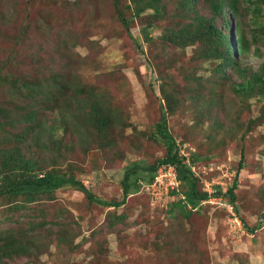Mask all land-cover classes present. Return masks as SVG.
Returning <instances> with one entry per match:
<instances>
[{
    "label": "rangeland",
    "instance_id": "374dc122",
    "mask_svg": "<svg viewBox=\"0 0 264 264\" xmlns=\"http://www.w3.org/2000/svg\"><path fill=\"white\" fill-rule=\"evenodd\" d=\"M120 1L121 6L130 4V0ZM243 9V13L247 12ZM171 10L166 5L163 18L152 19L153 27L147 31L151 40L147 42L142 28L151 20V11L132 20L131 12L125 10L130 20L127 35L112 0H0L1 74L43 80L54 70L65 71L62 55L66 53L73 74L104 93L110 107L117 110L119 119L107 145L81 143V139L66 134L61 137L58 129L55 138L63 139L62 147L58 155L54 154L56 158L47 153L49 161L61 164L62 171L68 169L75 177L81 174L85 187L102 201L121 200L119 181L129 163L148 165L163 155L161 144L148 135L159 118L160 102L166 106L162 94H171L172 88L177 90L173 99L179 105L174 104L171 113L168 111V127L178 144L185 143L186 157L185 150H193L195 140L202 136L194 132L193 123L201 99L207 96L208 69L213 63L204 60L199 42L177 48L161 39L165 28L173 26ZM200 12L209 16L207 10ZM216 25L223 29L221 20L216 19ZM250 26L247 19L241 25L248 38ZM223 32L234 45V32ZM257 46L249 41L247 54L237 57L241 66L251 70L259 67L264 48L254 52ZM229 75L228 69L226 76ZM196 76L204 77L198 80L203 86L201 92L198 90L202 95L193 89L196 82L191 78ZM214 90L217 97L208 96L206 100L211 105L223 103L230 113L238 112L240 124L258 115L256 101H249L247 111L243 104L237 107V98L228 86ZM8 94L0 86L2 103H12L7 109L19 106L18 113H23L30 105L28 98ZM194 94L196 100L192 101L189 98ZM218 111L224 113L222 109ZM45 114L44 123H51L53 114ZM222 114L217 113L218 120ZM14 126L15 132L19 124ZM242 132L243 127L237 134L227 133L224 127L219 129L215 139L206 143V160L192 169L203 190L211 191L213 186L225 190L235 178L234 207L239 223L225 209L224 198L220 202L217 198L205 201L198 212L182 220L177 214L179 207L173 216L168 214L176 196L168 194L160 202H151L140 186L118 209L88 203L82 193L63 188L54 193L53 201L9 213L15 220L9 227L26 235L25 252L5 264H264V123ZM5 206H0V218ZM39 208L45 210L43 216H39ZM121 215L125 216L122 222L109 224ZM55 217L64 222L58 233L52 224ZM242 222L256 229L249 232Z\"/></svg>",
    "mask_w": 264,
    "mask_h": 264
},
{
    "label": "trees",
    "instance_id": "16d2710c",
    "mask_svg": "<svg viewBox=\"0 0 264 264\" xmlns=\"http://www.w3.org/2000/svg\"><path fill=\"white\" fill-rule=\"evenodd\" d=\"M112 1L115 14L127 35H129V18L133 20L147 11L152 12L150 15L145 14V16L149 15L151 20H148L146 26L142 28L147 42L151 40L147 38V31L148 27H153L152 19L163 18L166 5H170L174 19L173 26L165 28L160 37L168 45L177 48L193 46L198 42L202 44L200 54L205 61L213 63L208 69L209 88L206 97L216 98L217 93L214 89L226 85L237 98V107L243 104L249 111L251 107L249 101H256L259 104L258 115L249 118L243 125L239 123L238 112L230 113L223 103L218 105L216 101L211 105V101L206 100V97L202 98V104L195 112L196 119L193 123L194 132H200L202 136L195 140L193 150L189 148L185 150L188 155L186 157L183 153L185 143L178 144L168 127V111L171 113L174 104L179 105V102H174L173 99L177 90L172 88L169 91L171 94H162L161 98L169 110L160 102L159 118L148 132L152 141L161 144L163 155L148 165L139 162L129 163L124 168L119 181L122 191L121 200L106 202L97 198L85 187L80 180L81 174L75 177L68 169L62 171L61 164L49 161L47 153L55 157L54 154L59 153L58 148L62 147L63 139L55 138V131L58 129L62 132L61 137L65 134L75 136L82 140L81 143L96 141V145L104 144L103 146L110 143V134L119 119L116 115L117 110L110 107V100L96 87L88 85L82 78L73 74L70 69L71 61L67 59L66 53L62 55L65 57L63 67L65 71L54 70L55 72L43 80L1 74L2 67H0V86L9 92L8 96L26 97L30 102L23 113H18L19 106H15V110H9L7 105L12 103L8 101L2 103V97L0 98V133L2 134L0 136V206L6 205L2 210L3 218H0V224H4V226L0 225V264H5L6 261H11L16 258L15 256L25 252L23 240L26 235L17 234L14 227H9L15 223L9 213L19 211L21 208L37 206L45 201H53L54 193L63 188H71L82 193L88 203L118 209L126 198L138 191L139 186L141 188L140 179L144 181V183L140 181L142 184L150 183L162 166L174 167L179 183L169 193L171 196H176L175 202L171 203L168 209L170 216H173L175 208L179 207L177 214L182 220H188L192 212H198L202 204L212 198H224L237 213L234 207L237 188L235 178L225 190L213 186L211 192H208L207 189L203 190L199 186L200 180L192 169L201 160H206L208 157L204 154L206 143L213 141L217 131L222 127L227 133L237 134L240 127H243L242 133H245L264 123V60L255 70L241 66L237 61L238 56H244L249 51V41L259 45L254 52H259L261 46L264 48V0H130V4L125 6H121L120 0ZM243 8L247 12L243 13ZM125 10L131 12L129 18L125 17ZM200 10H207L209 16ZM216 19L221 20L223 29L234 32V45L227 39L223 29L216 25ZM245 19L249 25L252 24L251 38L247 37L241 27ZM228 69L230 75L226 76ZM191 79L196 82L193 88L195 93L198 90L201 92L203 86L198 80H203L204 77L196 76ZM163 87H167V84ZM171 87L173 85L168 86ZM189 99L195 101L196 95ZM35 108L39 110L36 111ZM219 109L224 110V113L218 111ZM46 112L53 114L52 122L49 124L44 123L47 120ZM217 113L223 115L221 120H218ZM208 119L210 121L207 122ZM15 123L19 124V127L14 132ZM3 126L10 127L11 132L5 131ZM103 146L99 149L103 150ZM33 148H36V151ZM241 167L242 162H239L238 168ZM147 196L149 197L148 194ZM44 213L45 210L39 208V216H43ZM41 219L40 223L43 224L44 221ZM124 219L125 216L121 215L109 224L114 225ZM242 223L249 232L256 229L248 228L244 222ZM52 224L57 228L55 233L64 226V222L57 217ZM58 240L63 241L62 238Z\"/></svg>",
    "mask_w": 264,
    "mask_h": 264
},
{
    "label": "built area",
    "instance_id": "2783aa9c",
    "mask_svg": "<svg viewBox=\"0 0 264 264\" xmlns=\"http://www.w3.org/2000/svg\"><path fill=\"white\" fill-rule=\"evenodd\" d=\"M141 184V187L144 188L149 195L151 202H160L165 199L170 190L178 186V181L176 178V173L173 167L171 166H162L158 169L155 177L148 184ZM208 192H211L207 190ZM216 200V198H212ZM209 201V200H208ZM217 202H220V198H217ZM225 209L232 216L234 221H238L234 209L230 204H224ZM239 223V221H238Z\"/></svg>",
    "mask_w": 264,
    "mask_h": 264
},
{
    "label": "clouds",
    "instance_id": "9594fccd",
    "mask_svg": "<svg viewBox=\"0 0 264 264\" xmlns=\"http://www.w3.org/2000/svg\"><path fill=\"white\" fill-rule=\"evenodd\" d=\"M167 166H171V165H167ZM172 167V166H171ZM173 169H174V167H173ZM175 170V169H174ZM139 184H140V181H139ZM179 184V183H178ZM142 188V187H141ZM144 189V188H143ZM170 193V192H169ZM221 200V199H220ZM225 204H229V203H225ZM231 205V204H230ZM232 206V205H231ZM233 207V206H232ZM235 212V211H234ZM235 215H236V212H235Z\"/></svg>",
    "mask_w": 264,
    "mask_h": 264
}]
</instances>
